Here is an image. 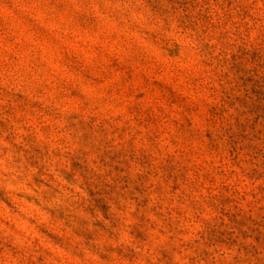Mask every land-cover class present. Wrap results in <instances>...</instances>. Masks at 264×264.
<instances>
[{
  "label": "rangeland",
  "instance_id": "1",
  "mask_svg": "<svg viewBox=\"0 0 264 264\" xmlns=\"http://www.w3.org/2000/svg\"><path fill=\"white\" fill-rule=\"evenodd\" d=\"M0 264H264V0H0Z\"/></svg>",
  "mask_w": 264,
  "mask_h": 264
}]
</instances>
